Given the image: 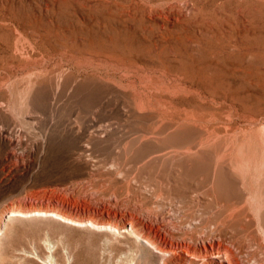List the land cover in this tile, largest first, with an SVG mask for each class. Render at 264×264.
Wrapping results in <instances>:
<instances>
[{
    "label": "rangeland",
    "instance_id": "1",
    "mask_svg": "<svg viewBox=\"0 0 264 264\" xmlns=\"http://www.w3.org/2000/svg\"><path fill=\"white\" fill-rule=\"evenodd\" d=\"M1 95L0 264H158V252L123 227L171 212L187 193L199 198L193 190L205 181L143 159L203 136L212 146L193 149L192 169L205 170L199 161L217 146L226 162L244 158L235 150L249 142L264 158V0H0ZM241 166L204 189L248 196L255 213L259 175ZM204 196L189 203L216 206ZM260 223L264 206L254 238L233 228L252 251L264 243Z\"/></svg>",
    "mask_w": 264,
    "mask_h": 264
},
{
    "label": "bare ground",
    "instance_id": "2",
    "mask_svg": "<svg viewBox=\"0 0 264 264\" xmlns=\"http://www.w3.org/2000/svg\"><path fill=\"white\" fill-rule=\"evenodd\" d=\"M25 90V94L29 98L33 93V87L27 86ZM1 97L2 95L0 96V99ZM16 98L17 96L14 94L13 98H10L8 102L11 105H14ZM27 103L30 104L31 102L27 101ZM159 122L160 119L158 120L155 129L159 126ZM94 126L96 127L94 131L100 136L106 134L108 130L105 125L94 124L93 127ZM150 128H148L146 132H154L155 134H151L150 138L155 139L157 137V132L155 129V131L150 130ZM10 141L20 142V140L17 139L14 141L12 137ZM91 141H93V139H91ZM209 143V137L203 136L200 139V142L196 145H193V143L182 145H180V143L168 144V146H166L167 148L161 147L166 151L165 153L167 154V157L161 156L160 154H153L149 157L150 159H143L145 162L144 165L150 163L151 160H158L161 164V162L164 161L163 159H166L170 162V167H174L177 173H182L184 170H193L196 173L195 175L203 177L202 181L204 180L205 182L200 186L196 185L195 191L193 190L194 194L197 193V195H200L199 198L192 196V193L190 195L187 193L190 197L188 198V202L173 203L171 205V212H154L152 210L149 216L150 223H142L144 225L142 227L129 225L123 228L125 230L127 228L129 231L135 233L136 238L142 241L144 246L149 247L154 252H158L160 256L158 264H264V256L262 257L261 254L263 253L264 255V243L259 241V243H261L260 252L252 251L248 244L239 241L238 235L233 231L235 224L238 223L245 230H248L252 237L256 235L255 233L250 232V227L257 224L258 216L264 206V158L262 159L261 164L256 161L257 159L253 155V152H251L252 147L254 148L256 144L254 142H249L246 146L243 145L246 148V151L241 148L235 150V152H242L244 158L242 157V159H239L238 157H235L236 159H230V162H226L223 160L226 157V152L217 146L209 150L212 152L211 155L205 154L206 156L202 157V160L199 161L200 163L202 161L205 163V170L198 169L197 166L192 169L195 164L193 161L197 160V158L194 157V154H192L194 153L193 149L196 148L199 151L204 146H212ZM14 152H9V155L12 157L19 156ZM227 155L231 158V155L233 154L231 152L227 153ZM173 159H176L177 162L174 163ZM241 165H247V167L252 169L256 175H259L257 178L259 183L257 189H259L260 194H252L256 197L255 199H257L256 205L254 206H257L255 213H252L250 209L248 196L246 199L239 198L236 200L231 196L227 198H218L213 190L211 192L210 190L207 191L204 189L209 186L214 189V181L219 177V173L221 176L229 175L228 177L232 178V173L230 172L238 170ZM226 171L227 173H225ZM156 175L160 178L162 186L165 182V178H167V184L171 183L168 179L169 177H162L163 175H161V173H156ZM241 177V186L245 191L250 182L245 175ZM209 183L210 185H208ZM160 190H163L161 186ZM171 193L173 192L171 191ZM207 194L216 197L215 200H212L217 203L215 207H209L207 205L197 207L194 206V204H190L194 200H201L202 197L205 198L204 195ZM35 212L37 214H51L68 223L82 224L88 222L90 225L98 223H95L92 219L79 220L57 210L37 209ZM24 213L26 212L23 210H11L10 215ZM260 225L264 231V223H260ZM116 228L118 229V227ZM229 230L233 234L232 239L225 242L221 241L220 237L227 236Z\"/></svg>",
    "mask_w": 264,
    "mask_h": 264
}]
</instances>
